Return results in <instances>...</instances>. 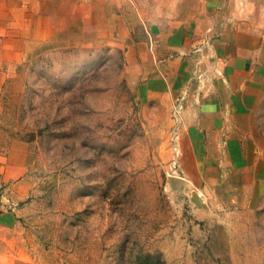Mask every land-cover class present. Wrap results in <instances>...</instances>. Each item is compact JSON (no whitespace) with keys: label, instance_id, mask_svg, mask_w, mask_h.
Masks as SVG:
<instances>
[{"label":"rangeland","instance_id":"374dc122","mask_svg":"<svg viewBox=\"0 0 264 264\" xmlns=\"http://www.w3.org/2000/svg\"><path fill=\"white\" fill-rule=\"evenodd\" d=\"M98 1L0 0L2 253L23 264H264V202L202 181L207 151L183 116L194 90L150 93L165 77L140 87L127 70V44L149 43L147 20L160 18L135 0L107 18Z\"/></svg>","mask_w":264,"mask_h":264},{"label":"crops","instance_id":"0c3cea01","mask_svg":"<svg viewBox=\"0 0 264 264\" xmlns=\"http://www.w3.org/2000/svg\"><path fill=\"white\" fill-rule=\"evenodd\" d=\"M100 1L105 17H122L119 0ZM135 1L152 8L143 18L160 19L147 20L149 43L127 44L128 72H140V87L165 77L150 93L194 90L183 116L196 147L207 151L202 181L247 206L264 202V0ZM2 252L0 240V264H8L13 258Z\"/></svg>","mask_w":264,"mask_h":264}]
</instances>
